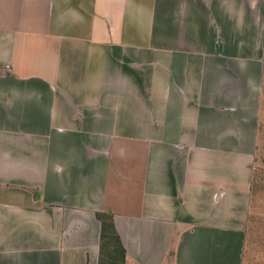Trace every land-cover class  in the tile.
Instances as JSON below:
<instances>
[{
  "label": "crops",
  "instance_id": "0c3cea01",
  "mask_svg": "<svg viewBox=\"0 0 264 264\" xmlns=\"http://www.w3.org/2000/svg\"><path fill=\"white\" fill-rule=\"evenodd\" d=\"M262 107L264 0H0V264H243Z\"/></svg>",
  "mask_w": 264,
  "mask_h": 264
},
{
  "label": "rangeland",
  "instance_id": "374dc122",
  "mask_svg": "<svg viewBox=\"0 0 264 264\" xmlns=\"http://www.w3.org/2000/svg\"><path fill=\"white\" fill-rule=\"evenodd\" d=\"M260 115L262 122L259 127L258 141L256 140L257 146L252 169V188L243 264H264V116ZM107 234L108 239L102 249V259L110 264H116L115 260L121 254L109 231Z\"/></svg>",
  "mask_w": 264,
  "mask_h": 264
},
{
  "label": "trees",
  "instance_id": "16d2710c",
  "mask_svg": "<svg viewBox=\"0 0 264 264\" xmlns=\"http://www.w3.org/2000/svg\"><path fill=\"white\" fill-rule=\"evenodd\" d=\"M97 219L101 223L100 248L101 249L104 248V244H105V242L108 239L107 238V235H108L107 232L108 231H109V234L111 233V235H113V237L115 238V241L117 243V237H116V235L114 233V229H113V226H112L111 217L109 215H100V214H98L97 215Z\"/></svg>",
  "mask_w": 264,
  "mask_h": 264
}]
</instances>
